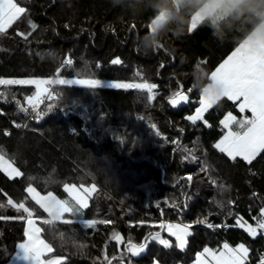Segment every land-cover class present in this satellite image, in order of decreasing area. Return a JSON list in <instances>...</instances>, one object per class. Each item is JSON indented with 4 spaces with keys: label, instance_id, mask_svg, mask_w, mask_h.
Returning <instances> with one entry per match:
<instances>
[{
    "label": "trees",
    "instance_id": "obj_1",
    "mask_svg": "<svg viewBox=\"0 0 264 264\" xmlns=\"http://www.w3.org/2000/svg\"><path fill=\"white\" fill-rule=\"evenodd\" d=\"M207 1L182 0L176 7L173 0H16L26 12L0 33V78L100 84H53L50 102L34 101L42 118L27 126L35 85H0V154L21 174L9 179L0 171V264L23 241L27 219L9 200L33 213L50 257L63 264H191L205 247L220 250L224 243L244 244L253 262L264 250L258 231L249 235L237 223L242 218L253 226L252 217L264 208V155L249 164L214 147L224 115H240L236 105L221 99L201 121L185 119L199 106L211 72L264 20V0L235 7L224 2L190 32L192 16ZM162 11L171 17L151 34L148 27ZM149 37L155 47L145 55L138 46ZM115 81L155 84L154 98L149 101L147 90L114 88ZM177 91L189 100L172 108L168 101ZM50 175L57 178L52 184L43 179ZM66 184L95 188L71 224L67 216L49 220L26 194L31 186L72 202ZM161 221L189 226L185 248L149 241L143 254L131 256L129 241L166 236ZM69 230L78 255L49 242L48 231L63 237Z\"/></svg>",
    "mask_w": 264,
    "mask_h": 264
},
{
    "label": "snow or ice",
    "instance_id": "obj_2",
    "mask_svg": "<svg viewBox=\"0 0 264 264\" xmlns=\"http://www.w3.org/2000/svg\"><path fill=\"white\" fill-rule=\"evenodd\" d=\"M26 9L21 7L16 0H0V33H4L15 21H17ZM33 27H35L33 25ZM193 29H190V32ZM71 63V61H67ZM113 64L120 63L119 58L112 60ZM211 80L214 82V87L203 89L200 91L199 104L193 115L186 116L185 119L195 124L197 121L203 119V114L217 104L221 97H227L228 100L236 102L239 111L244 113L250 111V117H243L237 119L228 112L220 120V124L226 130L220 139L216 142L214 147L221 153H225L230 159L235 160L237 157L241 158L249 164L258 156L264 155V51H257L245 46H237L224 59L216 69L210 74ZM76 83L87 87H96L100 84L97 79H74L67 81L65 79L56 80H25V79H3L0 78V85H27L34 84L37 89V99L41 91L47 93L48 98L52 99V94L48 92L47 87L41 88L42 85ZM112 87L117 89H138L147 90L149 101L153 100V89L157 86L151 83H123L115 81ZM189 92L191 89L188 90ZM189 97L177 91L169 98V104L173 107L181 103H187ZM36 104L33 102V109ZM48 110H52V105L49 104ZM43 113L38 112L36 118L39 119ZM207 123V121H205ZM155 132V135L160 137L161 133L155 124L150 125ZM235 129V130H233ZM182 131V130H181ZM163 138V137H162ZM166 140V138H163ZM0 170L6 173L20 175V172L12 166L10 160L5 159L4 155L0 154ZM191 180V177L188 178ZM26 191L31 194L32 199L48 213L49 217L53 219H61L65 216L71 219L66 220V223H73L74 217L80 213L87 205L88 190H84L81 195L77 192L75 187L65 185V191L75 203L67 200H58L51 192L47 196H41L34 188L29 186ZM9 204L16 208L17 211L23 209L27 217H31L33 213L24 207L23 203ZM3 207V205H0ZM27 217H19L25 219ZM8 219V218H5ZM257 219L255 227L247 225L246 231L249 235L255 236L257 230H264V208L261 209V215ZM203 223L204 221H199ZM49 223V221H44ZM238 224L242 226L246 224L242 218H238ZM84 224L91 227L93 221H84ZM160 227L166 230L171 237H175V247L183 250L187 244V238L190 235L188 225L182 223H170L161 221ZM209 227H214L209 225ZM41 228L35 226L32 219H27V227L24 229V239L16 245L17 248L23 250V253L30 257L34 264H63L62 258L54 257L51 259H44L46 253L52 251L50 245L41 238ZM117 243L120 242L118 233L114 234ZM154 239L157 243L163 245L165 248L172 246L170 240L162 238L159 232L151 233L149 237L145 238L144 243L134 244L131 241L125 246L126 251L131 253V256H138L145 250L147 240ZM249 249L244 244H239L236 248H231L228 243H224L222 250H214L205 247L203 252L196 254L195 264H247ZM202 257L204 259H202ZM210 257V258H209ZM111 264V262H109ZM131 264V261H129ZM259 264H264V256H261Z\"/></svg>",
    "mask_w": 264,
    "mask_h": 264
},
{
    "label": "crops",
    "instance_id": "obj_3",
    "mask_svg": "<svg viewBox=\"0 0 264 264\" xmlns=\"http://www.w3.org/2000/svg\"><path fill=\"white\" fill-rule=\"evenodd\" d=\"M182 0H173V3L174 5L177 7L179 5V3L181 2ZM242 0H208L202 7H200L195 13L194 15L192 16L191 20H190V25H189V28L190 29H195L205 18H207L209 15H211L221 4H223L224 2H228L230 4L231 7H235L237 6ZM171 17V11H162L149 25V32L152 34V33H155L156 31H158L168 20L169 18ZM238 46H245L247 48H251L253 50H257V51H264V21H262ZM215 70V69H214ZM213 72V71H212ZM214 87V82L211 80L210 76H209V83L204 86L203 89H207V88H212ZM202 89V90H203ZM221 99H227V97H221ZM220 99V100H221ZM228 100V99H227ZM230 101V100H228ZM232 103H234L236 105V109L237 111L239 112V116H235L237 119H241L243 117H250L251 116V112L250 111H245L244 113H241L239 111V108L236 104V102L234 101H230ZM30 104H32L30 102ZM186 103H181L179 105H177L176 107H173L172 105H170L172 108H177V107H180V106H183L185 105ZM200 107V104L199 106ZM197 107V108H198ZM211 108H209L204 114H203V117L204 115L210 110ZM195 113V111H194ZM193 113V114H194ZM192 114V115H193ZM223 119V118H222ZM221 119V120H222ZM201 121V120H200ZM191 122V121H190ZM199 122V121H197ZM220 127L222 129V135L224 134V132L226 131L223 126L220 124ZM235 130V129H233ZM221 135V136H222ZM220 139V138H219ZM218 139V140H219ZM217 140V141H218ZM216 144V143H215ZM218 150V149H217ZM219 151V150H218ZM220 152V151H219ZM221 153V152H220ZM224 156H226L228 159H230L225 153H222ZM236 159H239L243 162H245L244 160H242L241 158L237 157ZM230 160H233V159H230ZM245 163H248V162H245ZM13 166V165H12ZM14 167V166H13ZM15 168V167H14ZM7 178L9 179H15V178H19L20 175H14V174H9V173H6L5 171L3 170H0ZM74 187V186H73ZM33 188V187H32ZM27 189V188H26ZM75 189L77 190V192L81 195L84 194V190L87 189L89 194L87 196V205H88V202H89V197L93 194V192L95 191V188L93 186H89V187H86V188H83V189H78L75 187ZM65 190V188H64ZM37 192V191H36ZM67 196L71 199V201L73 203H75L73 200H72V197L69 196L68 192L65 191ZM38 193V192H37ZM26 194L28 196V198L36 205L38 206L43 212L44 210L35 202V200L32 199V196L31 194H29L27 191H26ZM39 195H41L39 193ZM53 195V194H52ZM41 196H47L46 195H41ZM54 196V195H53ZM56 197V196H55ZM57 198V197H56ZM58 199V198H57ZM59 200V199H58ZM87 208V207H86ZM86 208H83L81 211L85 210ZM23 210V209H22ZM46 214V216L48 217L49 220L51 221H54V222H60V221H63L64 217L61 218V219H53L51 217H49L48 213L44 212ZM27 215V214H26ZM80 215H81V212L80 213H77L74 217V221H79V218H80ZM66 217V216H65ZM27 219H32L31 217H27ZM27 219H26V222H25V225H24V229L27 227ZM35 223V222H34ZM35 226L38 227V225L35 223ZM189 230V229H188ZM41 235V233H40ZM42 238V237H41ZM174 240V239H173ZM224 245V244H223ZM223 245L221 247L220 250L223 249ZM231 247V246H230ZM231 248H236V247H231ZM52 252V251H51ZM50 253H46L45 256L43 257L44 259H51V258H54V257H50ZM249 255V253H248ZM140 256V255H139ZM138 257V256H137ZM210 258V257H209ZM202 259H204L202 257ZM196 260V258H195ZM195 260L191 263V264H195ZM7 264H34V261L30 258V257H27L24 253H23V250L19 249L16 247V250H15V253L14 255L12 256V258L10 259V261L7 263ZM156 264V263H155Z\"/></svg>",
    "mask_w": 264,
    "mask_h": 264
},
{
    "label": "clouds",
    "instance_id": "obj_4",
    "mask_svg": "<svg viewBox=\"0 0 264 264\" xmlns=\"http://www.w3.org/2000/svg\"><path fill=\"white\" fill-rule=\"evenodd\" d=\"M140 49H142V52L145 55H148L150 53L153 52V49L155 47L154 41L151 37L147 38V39H142L139 42V46ZM44 182L48 183V184H52L56 181V177L55 175H50L48 177L43 178ZM47 236L49 239V242L52 243L53 245L57 246V247H67L69 248L73 254L78 255L80 253V249L79 248H73V241L76 239L75 234L73 232H71L70 230L65 232V234L63 235V237H60L56 234L55 231H48L47 232Z\"/></svg>",
    "mask_w": 264,
    "mask_h": 264
},
{
    "label": "built area",
    "instance_id": "obj_5",
    "mask_svg": "<svg viewBox=\"0 0 264 264\" xmlns=\"http://www.w3.org/2000/svg\"><path fill=\"white\" fill-rule=\"evenodd\" d=\"M262 15L264 18V8L262 10ZM264 21V20H263ZM48 92H50L52 94V86H49L48 88ZM52 99H53V94H52ZM52 99L48 98L47 93L43 96H39V99H37L39 104H44V103H48L50 102ZM39 112V109H36L35 111H33L31 114H26V126L28 124V122L30 121H37L38 119L36 118V114ZM42 118V116L40 117ZM39 118V119H40ZM261 215V210L259 211V213L255 216L252 217V224L255 227L257 224V219H254V217L259 218ZM259 235L261 236V238L264 240V230H257ZM261 256H264V250H260L258 252H256V258L253 262L247 261V264H259V261L261 259Z\"/></svg>",
    "mask_w": 264,
    "mask_h": 264
},
{
    "label": "rangeland",
    "instance_id": "obj_6",
    "mask_svg": "<svg viewBox=\"0 0 264 264\" xmlns=\"http://www.w3.org/2000/svg\"><path fill=\"white\" fill-rule=\"evenodd\" d=\"M53 84H50V85H42L41 86V88L43 89L44 87H49V86H52ZM103 85H110L109 83H103ZM36 87V86H35ZM36 90H37V92H36V98H34L33 99V101L31 100L30 102L31 103H33L34 101H35V99H37V93H38V89H37V87H36ZM46 93L45 92H43V91H41L40 93H39V96H43V95H45ZM29 102V103H30ZM165 222H170V221H165ZM170 223H178V222H170ZM243 227L246 229V227H247V225H243ZM164 233H165V235L166 236H163L161 233H160V235L162 236V238H164V239H168V240H170V242H171V244L172 243H174L175 244V237H171V236H169V234H168V232L166 231V230H164ZM174 239V240H173ZM149 241H156V240H154V239H148L147 240V244H146V247H145V250H146V248H147V245H148V243H149ZM161 245V244H160ZM161 246H163V245H161ZM186 246V245H185ZM185 248V247H184ZM145 250L143 251V252H141L139 255H141V254H143L144 252H145ZM181 250V249H180ZM131 254V253H130ZM138 255V256H139ZM135 257H137V256H135Z\"/></svg>",
    "mask_w": 264,
    "mask_h": 264
}]
</instances>
